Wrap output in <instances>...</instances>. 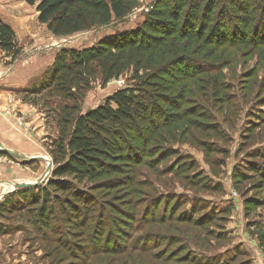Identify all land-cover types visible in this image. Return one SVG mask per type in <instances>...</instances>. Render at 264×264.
<instances>
[{
  "label": "trees",
  "instance_id": "16d2710c",
  "mask_svg": "<svg viewBox=\"0 0 264 264\" xmlns=\"http://www.w3.org/2000/svg\"><path fill=\"white\" fill-rule=\"evenodd\" d=\"M23 1L36 7L38 22L55 36H72L123 21L137 5V0ZM145 16L144 24L137 30L106 37L91 48L62 49L39 86L28 89L33 96L46 93L65 103L57 119L58 136L50 146L54 168L47 183L6 195L0 202V218L27 207L35 214L38 229L49 228L52 218L59 224L60 242L68 239L62 229L67 227V235L78 239L75 241L81 247L93 245L99 252L105 245L106 251L126 254L119 246L127 243L123 234L138 219L142 224L145 216L139 205H144L148 184L139 181L140 166L149 161L159 169L176 157L180 162L171 171L177 177L196 185L205 180L191 175L197 168L195 161L184 158L169 145L177 142L180 129L186 125L188 133L195 129L204 138L222 133L209 111L202 109L201 104H189L197 93L190 83L197 84V79L205 74L213 78L208 85L210 96L228 106L231 88L219 77L210 76L211 72L191 65H203L208 58L227 50L232 53L229 62L236 61L247 48L251 49L249 55L258 56V66L264 65V0H158ZM0 50L12 61L22 54L14 29L1 18ZM132 67L134 86L117 91L97 108L81 112V103L98 77L107 85ZM253 71L247 72L245 81L252 80L256 75ZM200 142H204V149L209 148L208 142ZM2 156L17 160L0 150ZM234 178L236 185L241 182L237 172ZM99 180H104L101 188L93 185ZM101 189L127 194L121 202L125 204H109L114 214L122 216L118 225L113 226L102 210L107 204L99 202L94 193L102 192ZM177 204L179 208L175 209ZM161 205L162 202L147 212L150 220L147 215L145 220L149 224L188 223L201 229L214 223L211 218H196L199 208L188 214L181 202L168 204L158 219ZM261 205L260 201L247 200L246 215ZM109 229L120 238L108 235ZM256 237L259 248L264 250V228H258ZM239 250L243 251L241 246ZM185 254L181 259L184 263L228 264L203 260L190 254V250ZM242 254L250 257L246 251Z\"/></svg>",
  "mask_w": 264,
  "mask_h": 264
},
{
  "label": "rangeland",
  "instance_id": "374dc122",
  "mask_svg": "<svg viewBox=\"0 0 264 264\" xmlns=\"http://www.w3.org/2000/svg\"><path fill=\"white\" fill-rule=\"evenodd\" d=\"M157 1L149 0L150 5ZM147 4L148 0H137V5L123 21H114L108 26L94 27L72 36H55L46 25L38 22L36 7L23 0H0V18L14 29L22 50L15 61L0 50L2 144L15 152L41 155L53 162L50 146L58 136L57 119L65 103L46 93L33 96L28 89L39 86L62 49L91 48L106 37L137 30L144 24L147 13L136 10ZM250 53V48L244 49L237 54L236 61L229 62L231 59L228 57L232 53L227 50L217 57L208 58L203 65L197 62L191 65L211 72L208 73L210 76L219 77L231 88L228 106L210 96L212 91L208 85L213 83V78L205 74L197 79V84L190 83L197 93L189 104H201L202 109L209 111L222 133H211L210 137L204 138L195 129L188 133L186 125L180 129L177 142L169 145L184 158L195 161L197 168L191 175L205 178L197 185L172 173L173 166L180 162L176 157L168 164H161L159 169L153 168L149 161L139 167V181L148 184L144 205H139L141 215L145 216L142 224L138 219L135 226L125 230L123 240L127 243L119 246L127 251L126 254L106 251L105 245L99 252L93 245L81 247V243L76 242L78 239L67 235V227L62 229L63 236L68 239L60 242L59 224L52 218L48 221L49 228L38 229L35 214L26 207L22 212L0 218V226L3 227L0 231V264H190L181 262L187 250L203 260L264 264V250L259 248L256 237L258 228H264V65L258 66V56ZM244 54L248 55L243 57ZM134 68L107 85H103L98 77L81 103V112L97 108L117 91L134 86ZM253 69L256 75L251 81H245L247 72ZM200 140L208 142L209 148L204 149V142L202 144ZM47 167L48 161L23 162L2 156L0 182L19 183L28 181L25 180L28 178L36 182L46 174ZM236 172L242 178L238 186L234 180ZM102 182L104 180L95 181L93 185L98 184L101 188ZM87 188L92 189L90 186ZM94 193L99 202H106L107 207L102 210L112 220V225H118L122 216L114 214L110 205L125 204L121 202L127 194L103 190ZM247 200L262 204L248 216L245 209ZM161 202L158 219L168 204L172 206L181 202L188 214L193 208H199L196 218H211L214 223L201 229L176 222L153 226L145 218L147 212L153 211ZM177 208L178 204L175 205ZM109 232L108 235L120 238L112 229ZM128 244H132L131 247ZM171 244L175 245L170 247ZM240 246L243 251L239 250ZM244 251L250 257L242 254Z\"/></svg>",
  "mask_w": 264,
  "mask_h": 264
},
{
  "label": "water",
  "instance_id": "95a60500",
  "mask_svg": "<svg viewBox=\"0 0 264 264\" xmlns=\"http://www.w3.org/2000/svg\"><path fill=\"white\" fill-rule=\"evenodd\" d=\"M0 150L4 151L5 153H7L8 155H10L11 157L20 160V161H48V167H47V172L46 174L40 178L39 180H37L36 182H0V201L8 194L13 193L15 191L18 190H24V189H29L32 187H37V186H41L43 185L46 180L48 179V177H50V175L53 172V162L51 160L46 159L45 157L38 155V156H28L27 154L24 153H18L13 151L12 149L7 148L4 144H2V142L0 141ZM4 184H8V185H12V189L8 190V191H2V186Z\"/></svg>",
  "mask_w": 264,
  "mask_h": 264
},
{
  "label": "built area",
  "instance_id": "2783aa9c",
  "mask_svg": "<svg viewBox=\"0 0 264 264\" xmlns=\"http://www.w3.org/2000/svg\"><path fill=\"white\" fill-rule=\"evenodd\" d=\"M150 4H151V2H149V0H148V4L147 5L138 8V10H136V11H138V12H143L144 11V13H149L154 7V5H150Z\"/></svg>",
  "mask_w": 264,
  "mask_h": 264
},
{
  "label": "bare ground",
  "instance_id": "6f19581e",
  "mask_svg": "<svg viewBox=\"0 0 264 264\" xmlns=\"http://www.w3.org/2000/svg\"><path fill=\"white\" fill-rule=\"evenodd\" d=\"M12 188H13L12 185L10 186V185H8V184H4V185L2 186V191H5L6 189L11 190Z\"/></svg>",
  "mask_w": 264,
  "mask_h": 264
},
{
  "label": "crops",
  "instance_id": "0c3cea01",
  "mask_svg": "<svg viewBox=\"0 0 264 264\" xmlns=\"http://www.w3.org/2000/svg\"><path fill=\"white\" fill-rule=\"evenodd\" d=\"M33 156H37V155H33ZM25 180H28V181H25V182H34V181H30V180H32L31 178H28V179H25Z\"/></svg>",
  "mask_w": 264,
  "mask_h": 264
}]
</instances>
